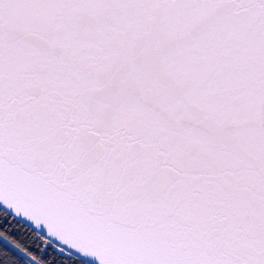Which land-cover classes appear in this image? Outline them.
I'll list each match as a JSON object with an SVG mask.
<instances>
[{
  "label": "snow or ice",
  "instance_id": "snow-or-ice-1",
  "mask_svg": "<svg viewBox=\"0 0 264 264\" xmlns=\"http://www.w3.org/2000/svg\"><path fill=\"white\" fill-rule=\"evenodd\" d=\"M0 264H264V0H0Z\"/></svg>",
  "mask_w": 264,
  "mask_h": 264
},
{
  "label": "trees",
  "instance_id": "trees-1",
  "mask_svg": "<svg viewBox=\"0 0 264 264\" xmlns=\"http://www.w3.org/2000/svg\"><path fill=\"white\" fill-rule=\"evenodd\" d=\"M8 240L11 241V237H9ZM5 255H9V254L7 253V250H6V248H5V244H3V243L0 241V257L5 256Z\"/></svg>",
  "mask_w": 264,
  "mask_h": 264
},
{
  "label": "water",
  "instance_id": "water-1",
  "mask_svg": "<svg viewBox=\"0 0 264 264\" xmlns=\"http://www.w3.org/2000/svg\"><path fill=\"white\" fill-rule=\"evenodd\" d=\"M0 241H1L3 244L8 245L9 247H11V241H9V240H4V239H2V238H0Z\"/></svg>",
  "mask_w": 264,
  "mask_h": 264
}]
</instances>
